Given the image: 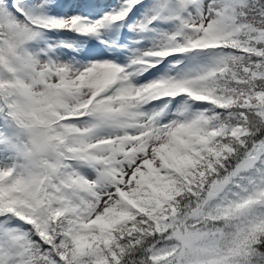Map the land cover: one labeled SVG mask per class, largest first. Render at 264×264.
<instances>
[{"label":"snow or ice","instance_id":"obj_1","mask_svg":"<svg viewBox=\"0 0 264 264\" xmlns=\"http://www.w3.org/2000/svg\"><path fill=\"white\" fill-rule=\"evenodd\" d=\"M0 264H264V0H0Z\"/></svg>","mask_w":264,"mask_h":264}]
</instances>
